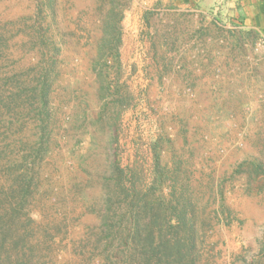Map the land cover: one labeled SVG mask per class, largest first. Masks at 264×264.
I'll return each instance as SVG.
<instances>
[{"label":"rangeland","instance_id":"obj_1","mask_svg":"<svg viewBox=\"0 0 264 264\" xmlns=\"http://www.w3.org/2000/svg\"><path fill=\"white\" fill-rule=\"evenodd\" d=\"M142 2L0 0L2 264H264V34Z\"/></svg>","mask_w":264,"mask_h":264},{"label":"crops","instance_id":"obj_2","mask_svg":"<svg viewBox=\"0 0 264 264\" xmlns=\"http://www.w3.org/2000/svg\"><path fill=\"white\" fill-rule=\"evenodd\" d=\"M160 1L167 2L180 8L191 10V16L196 21L205 23H218L224 21L237 25L242 30L259 32L264 34V0H143V4L153 5ZM130 22L133 14L128 13ZM199 28L198 26H195ZM198 52H204L203 48L190 46L191 54L189 62L185 65L187 71L184 75L190 84H206L212 78L207 75V63L196 59ZM215 71L214 80L219 77L216 74V66H210Z\"/></svg>","mask_w":264,"mask_h":264},{"label":"trees","instance_id":"obj_3","mask_svg":"<svg viewBox=\"0 0 264 264\" xmlns=\"http://www.w3.org/2000/svg\"><path fill=\"white\" fill-rule=\"evenodd\" d=\"M4 242V240H3ZM0 241V264H2V261H5L4 257L6 254V244Z\"/></svg>","mask_w":264,"mask_h":264}]
</instances>
